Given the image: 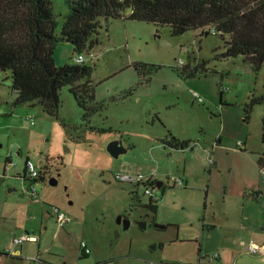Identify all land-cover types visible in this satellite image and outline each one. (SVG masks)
I'll list each match as a JSON object with an SVG mask.
<instances>
[{
	"label": "rangeland",
	"instance_id": "374dc122",
	"mask_svg": "<svg viewBox=\"0 0 264 264\" xmlns=\"http://www.w3.org/2000/svg\"><path fill=\"white\" fill-rule=\"evenodd\" d=\"M50 1L59 33L67 5ZM101 23L91 52L62 41L54 55L58 67L83 55L93 68L88 111L70 87L59 119L39 105L14 108L12 74L0 73V264H264V253L249 251L264 247V101L248 119L245 111L264 97V64L257 71L243 56L220 57L225 41L214 29L174 37L145 22ZM203 63L206 75L181 76ZM134 64L148 67L140 76ZM171 136L192 145L165 146ZM114 140L128 150L118 158L107 149ZM28 159L43 180H25ZM119 174L163 182L159 201ZM60 213L70 220L62 226ZM23 237L37 242L14 243Z\"/></svg>",
	"mask_w": 264,
	"mask_h": 264
},
{
	"label": "trees",
	"instance_id": "16d2710c",
	"mask_svg": "<svg viewBox=\"0 0 264 264\" xmlns=\"http://www.w3.org/2000/svg\"><path fill=\"white\" fill-rule=\"evenodd\" d=\"M65 3L68 12L58 33L59 23L50 0H0V73L12 74L14 108L39 105L47 115L59 119L61 91L70 87L85 109V104L94 100L93 68L85 64L58 67L54 55L62 41L70 42L75 52H91L100 44L102 20L107 23L131 20L168 27L174 37L190 30L214 29L225 41V51L220 57L243 56L257 71L264 64V0H65ZM128 10L130 14L126 15ZM210 34L208 30L206 36ZM225 36L230 40H225ZM134 67L141 76L148 65L134 64ZM150 67L151 71L160 68ZM208 70L207 63H203L185 66L180 73L192 79L206 75ZM263 101L264 97L254 98L247 104L246 119ZM163 143L176 149L192 145L174 136ZM258 164L263 170L264 157ZM44 175L42 170L34 182L43 180ZM150 208L157 210L152 203Z\"/></svg>",
	"mask_w": 264,
	"mask_h": 264
},
{
	"label": "built area",
	"instance_id": "2783aa9c",
	"mask_svg": "<svg viewBox=\"0 0 264 264\" xmlns=\"http://www.w3.org/2000/svg\"><path fill=\"white\" fill-rule=\"evenodd\" d=\"M74 62L76 65L84 64L85 63V57L83 55H79L75 58ZM180 65H183V62H180ZM194 98L196 100H198V102H200V103L203 102V99L197 93H194ZM33 124H34V122L32 123V125ZM8 164H12V163H8ZM40 174H41V167L38 166L32 160L28 159L26 161V165H25V174H24L25 180L26 181H35V180L39 179ZM115 178L118 182H121V183H129V184L138 185V186L141 184H144L146 186H151L153 188V190L150 188H147L146 194L151 196L152 200L159 201V197L155 196V192L158 190V186H157V182L153 178V176L149 177V178H145L143 175L132 176L129 174H126V175L119 174V175H115ZM172 180L174 181V184L176 186H183V181L181 179L174 178ZM29 192L32 195L36 194V191L34 188L30 189ZM69 221L70 220L64 214H62V213L58 214V222L61 226L64 225L65 223L69 222ZM28 241L37 242L36 238L23 237L21 239H15L14 243L16 245H21V244L28 242ZM81 248L83 249V251L86 255H90L92 253L91 248L86 243H83L81 245ZM249 251L252 253H256V252L264 253V247L259 248L255 244L252 243L249 246Z\"/></svg>",
	"mask_w": 264,
	"mask_h": 264
},
{
	"label": "water",
	"instance_id": "95a60500",
	"mask_svg": "<svg viewBox=\"0 0 264 264\" xmlns=\"http://www.w3.org/2000/svg\"><path fill=\"white\" fill-rule=\"evenodd\" d=\"M108 151L109 153L115 157L118 158L120 155L127 153V149L124 148L123 144L121 141L114 140L108 145ZM52 185H56L57 181L52 179L51 180ZM158 189H162L164 186L163 182H157ZM119 224H124L125 228L127 229L129 227V221L124 220L123 218H120L118 221ZM139 226L143 229L147 227L146 223L140 222ZM158 229H164L165 226L157 225L156 226Z\"/></svg>",
	"mask_w": 264,
	"mask_h": 264
},
{
	"label": "crops",
	"instance_id": "0c3cea01",
	"mask_svg": "<svg viewBox=\"0 0 264 264\" xmlns=\"http://www.w3.org/2000/svg\"><path fill=\"white\" fill-rule=\"evenodd\" d=\"M129 14H130V13H129ZM129 14H128V15H129ZM102 21H104V20H102ZM122 144H123V143H122ZM123 146H124V145H123Z\"/></svg>",
	"mask_w": 264,
	"mask_h": 264
}]
</instances>
